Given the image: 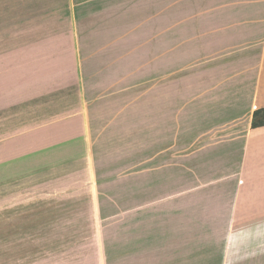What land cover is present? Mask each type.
<instances>
[{
    "label": "crops",
    "instance_id": "0c3cea01",
    "mask_svg": "<svg viewBox=\"0 0 264 264\" xmlns=\"http://www.w3.org/2000/svg\"><path fill=\"white\" fill-rule=\"evenodd\" d=\"M41 1L10 0L22 41L0 58V181L28 195L10 203V256L264 264V0L87 23L79 8L104 0L66 15Z\"/></svg>",
    "mask_w": 264,
    "mask_h": 264
},
{
    "label": "rangeland",
    "instance_id": "374dc122",
    "mask_svg": "<svg viewBox=\"0 0 264 264\" xmlns=\"http://www.w3.org/2000/svg\"><path fill=\"white\" fill-rule=\"evenodd\" d=\"M71 0H42L41 2H36L37 6H48V9H60L66 15L69 11H71L70 6ZM80 3H83L87 0H78ZM153 0H104L98 1L96 3L95 8H79L80 9V16L79 22L87 23V12L92 11L94 20L98 22V20L102 21H109L112 22V16L117 17L119 14H122L121 10H124L126 7H130V9L135 10L143 7L141 3H147V6L152 3ZM88 4V3H86ZM34 5L32 4V7ZM82 6V5H80ZM146 7L144 9H148ZM111 16V17H110ZM99 18V19H98ZM64 30L70 27V19L64 18L63 21ZM10 29V0H0V58L7 57L10 53V38H14L15 41H22L21 35H16V33L11 32ZM67 37L66 32L64 31L63 34V41ZM19 38V40H18ZM26 41V40H24ZM32 41V40H31ZM7 46V47H6ZM9 48V49H8ZM0 264H37L39 259L33 258H23L20 253H15L16 257L13 259L10 254H13V250L21 251L22 243H15L10 244V231H13V224L16 223L18 219L21 218L22 211H15V219L13 216V210H10V203L14 202H21L24 194L10 193V188L6 185L10 186V181H0ZM33 197V196H32ZM11 213V214H10ZM27 211H24V215L27 214ZM17 228H15L16 230ZM17 232V231H16ZM20 233V232H18ZM82 234H86L85 230L80 232ZM30 245V244H27ZM33 245V244H32ZM70 242H64V244H52L48 242L46 244L47 250H56V248H64L69 247ZM37 246L38 245H34ZM69 249V248H68ZM96 259L94 260H83V259H61V264H97Z\"/></svg>",
    "mask_w": 264,
    "mask_h": 264
},
{
    "label": "trees",
    "instance_id": "16d2710c",
    "mask_svg": "<svg viewBox=\"0 0 264 264\" xmlns=\"http://www.w3.org/2000/svg\"><path fill=\"white\" fill-rule=\"evenodd\" d=\"M264 125V107L258 108L253 113L252 126H263Z\"/></svg>",
    "mask_w": 264,
    "mask_h": 264
}]
</instances>
